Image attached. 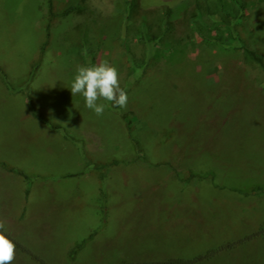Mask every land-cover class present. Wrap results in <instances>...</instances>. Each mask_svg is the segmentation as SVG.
Segmentation results:
<instances>
[{
    "label": "rangeland",
    "instance_id": "rangeland-1",
    "mask_svg": "<svg viewBox=\"0 0 264 264\" xmlns=\"http://www.w3.org/2000/svg\"><path fill=\"white\" fill-rule=\"evenodd\" d=\"M138 1L154 30L164 6L182 9L168 50L124 35L123 0H53V16L47 0H0V231L12 264L207 253L195 264H264V71L193 35V0ZM245 14L240 33L264 58V0ZM104 60L128 104L101 100L97 116L70 86L78 65ZM130 61L146 65L127 73Z\"/></svg>",
    "mask_w": 264,
    "mask_h": 264
},
{
    "label": "trees",
    "instance_id": "trees-1",
    "mask_svg": "<svg viewBox=\"0 0 264 264\" xmlns=\"http://www.w3.org/2000/svg\"><path fill=\"white\" fill-rule=\"evenodd\" d=\"M52 2L53 0H47L50 15L53 16L51 9ZM247 3L248 0H212L204 2L200 0H193V13L190 16L189 27L193 35L199 36L201 42H203L206 47L212 48L217 46L222 48L241 49L248 60L257 64L264 71L263 56L249 48L240 33L239 26L244 25L246 19L245 11L247 9ZM76 8H78V6H71L69 9L61 13V15H66L69 11ZM181 10L177 11L175 7L164 6L159 19V27L157 30H154L153 24H151L147 18L142 15L143 12L147 13L150 11H141L138 0H123L125 23L124 35L127 36L128 34L130 35L131 33H134L135 37L144 45L148 46L149 44H152L155 49L165 50L167 48L166 50H168V45L171 40L170 33H172L174 29V24L179 23L181 19ZM139 14L143 18L136 24L134 22V15ZM50 26V22H48L46 24V39L42 45V51L44 50L46 40L49 37ZM86 49L89 50L90 54L93 53L90 48ZM204 49L205 48H202L201 51L203 52ZM145 65L146 63L133 64L131 62V65L129 63L126 66L128 70L127 73L129 71L132 73L139 67H144ZM91 237L92 234H90L89 238ZM83 244L84 240L76 244L70 250L69 257L71 259ZM210 255L212 254H199L192 259L170 258L162 262V264H195L207 257H210Z\"/></svg>",
    "mask_w": 264,
    "mask_h": 264
},
{
    "label": "clouds",
    "instance_id": "clouds-1",
    "mask_svg": "<svg viewBox=\"0 0 264 264\" xmlns=\"http://www.w3.org/2000/svg\"><path fill=\"white\" fill-rule=\"evenodd\" d=\"M87 55V50H84ZM72 96L81 95L85 107L92 110L97 116H102L105 104L99 101L110 102L113 106L126 109L128 95L120 86L119 73L115 66L104 60L92 66H77L74 79L70 86ZM5 229V223L0 221V230ZM15 259V244L0 231V264H12Z\"/></svg>",
    "mask_w": 264,
    "mask_h": 264
}]
</instances>
